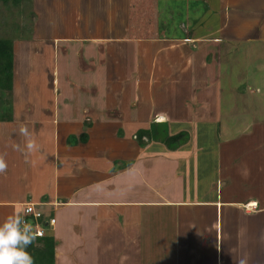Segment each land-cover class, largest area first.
Segmentation results:
<instances>
[{
	"label": "crops",
	"instance_id": "0c3cea01",
	"mask_svg": "<svg viewBox=\"0 0 264 264\" xmlns=\"http://www.w3.org/2000/svg\"><path fill=\"white\" fill-rule=\"evenodd\" d=\"M117 1H106L113 9L90 7L91 26L75 21L65 34L52 35L49 26H59L51 23L53 16H42L29 40L20 42V63V44L11 41L12 120L0 122V153L8 163L7 174L0 175V223L22 213L23 203L41 204L44 216L55 219L49 233L54 264H235L234 257L244 255L248 264H264V201L255 189L264 177V126L253 125L231 141L234 146L219 143L218 127L230 114L221 107L229 97L222 95L223 62L239 46L249 61L245 48L264 43V0L254 1L260 6L249 0H181L192 8L181 6L179 12L164 5L163 13L159 0ZM192 12L198 15L189 18ZM101 44L109 53L98 52ZM33 45L39 49L33 53L41 54L39 70ZM36 70L44 74L42 87ZM132 75L134 85L128 82ZM96 76L109 81L96 84ZM18 77L24 78L26 100L20 96L17 102ZM225 84L233 93L232 82ZM118 85L121 96L131 98L119 101L121 111L112 113L105 99ZM156 92L168 93L171 102L151 99ZM150 106L160 113L150 114ZM263 106L258 102L259 116ZM153 123L166 124L169 135L192 134L190 145L139 146L137 132ZM21 124L39 145L27 161L14 148L23 145ZM83 133L85 143L70 142ZM108 140L117 141V149L107 158ZM243 151L261 154L256 167L243 172L234 164L224 170L227 158ZM239 169L242 176L233 173Z\"/></svg>",
	"mask_w": 264,
	"mask_h": 264
},
{
	"label": "rangeland",
	"instance_id": "374dc122",
	"mask_svg": "<svg viewBox=\"0 0 264 264\" xmlns=\"http://www.w3.org/2000/svg\"><path fill=\"white\" fill-rule=\"evenodd\" d=\"M106 1L107 0H0V40L13 41V42H16V44L18 45L20 44L22 39L29 40V38L31 37V32H32L31 30L39 22L38 19L42 20V16H43L44 20H48L47 14L53 16L54 18L53 19L54 21H52L51 23L56 24L57 27L59 26V28L57 29L55 27L49 26L50 31L49 30L48 31L52 35L55 33L56 30H59L60 34L67 33L71 28V23L75 21H79V24H83L85 26L89 24L88 27H90L91 26L90 23L93 21V16H92L93 13L92 14L90 13L92 11L90 7L92 8L94 7L95 8L94 11L96 9L97 10L104 9L105 7L106 9H109V8L113 9L114 4L112 3V5L109 7V4H107ZM112 1L113 0H111V2ZM254 1H257V0H249V2H254ZM117 2L119 3V0ZM158 3H159L160 8L162 7L160 9L161 13L165 11L163 10L165 9L164 5H167L169 9L171 10L179 11V12L181 11L180 10L181 6L185 7L186 9L192 8V7H189L190 6L189 3L187 4L181 0H171V1L170 0H159ZM254 3L256 6H260V3H256V2ZM86 7H89L87 11H86ZM39 8L42 9V11H38ZM47 11L48 12L51 11V13H47ZM195 14L198 15L197 13L192 12L189 15V18H194ZM99 15H100L99 13L96 14V19L103 21ZM97 26L98 24H94V30H98ZM82 31L84 30L82 29ZM87 31L89 30L87 29ZM32 47L33 49L31 50V53H32L33 63L35 64L36 68L39 70L38 66H39V60H40L39 58L40 53H38V55L33 53V52H39V49H38V46L33 45ZM16 48H17V55H16L17 63L18 62L20 63L21 53L25 50L21 44L20 46H16ZM97 48H98V52L101 51V53L103 52L109 53L108 47L103 44H101ZM245 54H247L249 58H253V59L246 61L245 57L242 55V46H239V48L237 50L235 49V51L233 50L231 59H228V60L225 59V61L223 62V69H222L223 72L220 71V73L222 74L220 76V79H222V82H223L222 87H221L223 91L222 95H226V94L229 95V97L225 98L224 102L221 103L222 105L221 107H223V109L226 112L229 111L230 114L224 117L225 119L223 121H220V125L218 126L220 127L223 133V135L219 136V143L224 141V144H228L229 146H234L235 144H237L231 141L232 140L239 141L240 137L248 133L249 130L253 127V125L257 127V125L261 123V125L264 126V120H261L262 116L264 119V112L262 113L263 114L262 116L258 115V112L260 111L258 108V102H262L264 105V62H263L264 59L257 61L260 57L264 56V43H254L252 46H247L245 48ZM70 57L73 58L72 53ZM246 62H248V65H245ZM129 66H133L131 62H129ZM110 68L102 69L103 74L104 73L108 74ZM133 68L135 70L134 66ZM80 70H83V69L81 68ZM95 70L96 72H98V69H96V67H95ZM36 76H37L36 77L37 85L39 87H42L40 78H42L44 74L41 71L39 74L38 71L36 70ZM105 76L103 77L107 81L105 79L103 80L102 77H99V80H100L99 81L98 76H96L95 77L96 84H101V83L103 84V82L104 83L106 82L105 84H107L109 81V78ZM133 76L134 75H132L131 79L130 77L128 78L129 79L128 82L132 85L136 83V79H134L135 76L134 77ZM23 80L24 78L20 79L19 77L18 79H16V86L18 87L16 89L17 102L20 100V96H22L26 100V95H25L26 91L24 92V86H22L24 85ZM115 80L117 79L112 78L110 82H112L113 84ZM98 81L100 83H98ZM227 81L232 82V86L229 87V89H232L233 93H231L230 91L227 93V87L225 84ZM74 82L81 84V81H79L77 78L76 79L74 78ZM118 87L119 85L116 86L115 89L111 90L112 94H109L107 96V99H105V104H106L105 106L110 109L109 110L110 112L113 111L112 113L114 112L117 113L121 111L119 108L120 107L119 101L121 100L124 101L125 98L127 99L131 98V94H128V93H126L124 96H121L120 92H118V89H120V87L119 88ZM249 87L252 89V93L248 91ZM101 89L102 88L99 86L98 88H96V90L99 91V94H100ZM131 89L133 88L131 87ZM103 94L101 95V98H100L101 103L104 100L102 99ZM157 95H158V98H162V99H166L167 97L168 102H171V95H168V93H164V95H162L161 93L156 92L155 95L152 94L151 99L157 98ZM129 96L130 98H128ZM95 98H98V93H96ZM28 100H29V97H28ZM4 106H5L4 102L0 103V111L4 108ZM158 110H161V109H159L157 106L156 107L150 106L147 111L150 114L154 111V113L158 115L160 113ZM161 113H164V112H161ZM141 114L143 116L144 112H142ZM239 114L242 117H239L238 116ZM96 116H98V114ZM112 118H118V115L116 116L114 115V117ZM255 119L258 121V123L256 124H254ZM144 120H147V119H144ZM117 128H118L117 133L119 134L122 129L119 128V126L117 125V126H114V131L115 129L117 130ZM199 133L200 132L196 131L195 135L196 136L197 134L200 135L201 133L200 134ZM186 135H187V138L184 141L185 143H182V145L184 144V146L190 145L189 141H190V136L192 134L189 135L186 132ZM246 136H249V135H246ZM116 142L117 141H113V140L107 141V146L109 145L110 147L109 150H112L109 153L105 154L107 158L109 154H114L113 150L116 151L117 149ZM94 143L95 142H93V144ZM104 145L106 146L105 143ZM182 145H180L179 147H181ZM177 148L178 147H173L169 149H177ZM234 153L235 155L233 157L227 158L229 165L225 164L224 170H229L230 168L232 170V166L236 164L237 167L242 165L243 172H246L250 167L252 168L256 167L255 159L258 160L262 158L261 154L259 153L255 154L254 151H251L250 154L248 151H243L240 153L234 152ZM106 161L111 162L112 160L108 159ZM260 162H264V158H262ZM259 169L261 168L260 167L258 168V164H257V170ZM240 171L241 169H239L237 173L233 171L232 172L235 173L236 176H242L241 174H239ZM262 176H264V173H262ZM236 186L238 187V185ZM255 186H256L255 189L261 192L257 194L256 196L257 199H262V201H264V177L263 178L261 177V179L258 180ZM254 192L257 193L256 190H254ZM24 205H27V204L25 203L22 204L21 206L22 214H23ZM100 255L102 257L106 256L105 252L104 254L102 252V254ZM159 255L160 257L161 256L168 257L169 254H159ZM240 255L242 256V254ZM102 260L104 259L102 258Z\"/></svg>",
	"mask_w": 264,
	"mask_h": 264
},
{
	"label": "trees",
	"instance_id": "16d2710c",
	"mask_svg": "<svg viewBox=\"0 0 264 264\" xmlns=\"http://www.w3.org/2000/svg\"><path fill=\"white\" fill-rule=\"evenodd\" d=\"M13 45L9 40H0V103L5 106L0 111V122H10L12 120L11 95L13 86ZM88 128V124H84ZM186 133L176 135L168 134L166 124L153 123L148 130L137 132L136 140L139 146L143 147L147 142H159L168 148L179 147L185 143ZM74 144L87 141V134L83 133L78 138H70ZM36 244L30 246L28 251L35 259V264H54V244L52 237L48 234L45 238H38Z\"/></svg>",
	"mask_w": 264,
	"mask_h": 264
},
{
	"label": "clouds",
	"instance_id": "9594fccd",
	"mask_svg": "<svg viewBox=\"0 0 264 264\" xmlns=\"http://www.w3.org/2000/svg\"><path fill=\"white\" fill-rule=\"evenodd\" d=\"M18 135L23 138V145H14L15 150L24 154L25 160L39 150V145L26 124H21ZM8 163L6 154L0 153V175H6ZM41 236L34 225L25 219L24 214L16 211L0 223V264H35V259L28 251ZM235 264H248L247 255L234 257Z\"/></svg>",
	"mask_w": 264,
	"mask_h": 264
},
{
	"label": "built area",
	"instance_id": "2783aa9c",
	"mask_svg": "<svg viewBox=\"0 0 264 264\" xmlns=\"http://www.w3.org/2000/svg\"><path fill=\"white\" fill-rule=\"evenodd\" d=\"M23 206V214L25 219L31 222L35 229L41 233L38 238H45L50 231L53 230L55 225V219L53 217H45L44 212L40 209L41 204L26 203Z\"/></svg>",
	"mask_w": 264,
	"mask_h": 264
}]
</instances>
